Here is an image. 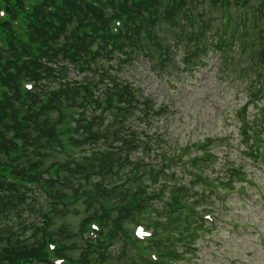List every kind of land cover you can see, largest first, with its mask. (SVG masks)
Wrapping results in <instances>:
<instances>
[{
  "label": "trees",
  "instance_id": "obj_1",
  "mask_svg": "<svg viewBox=\"0 0 264 264\" xmlns=\"http://www.w3.org/2000/svg\"><path fill=\"white\" fill-rule=\"evenodd\" d=\"M210 57L216 81L241 61L253 77L245 89L264 99V0H0V264L198 256L203 233L239 202L227 196L243 186L246 163L231 150L263 173L264 106L242 123L237 145L226 134L182 146L172 134L173 98L158 99L172 79L158 68L193 75ZM78 205L75 228L66 217ZM146 210L155 220L139 240L133 228Z\"/></svg>",
  "mask_w": 264,
  "mask_h": 264
},
{
  "label": "rangeland",
  "instance_id": "obj_2",
  "mask_svg": "<svg viewBox=\"0 0 264 264\" xmlns=\"http://www.w3.org/2000/svg\"><path fill=\"white\" fill-rule=\"evenodd\" d=\"M206 60V67L203 70H197L193 75H187L188 71H182L173 65L158 68V72L163 74L164 79L168 77L172 79V86L167 85L169 92L158 95V99L173 98L170 110L174 112L169 113L170 118L173 119L170 129L174 137L179 138L182 146H185L187 142H195L197 139L196 142L206 137H221L226 134L232 139L231 143L237 145L240 130L243 129L242 123L252 117L253 113H260L264 106V99H255L254 94L257 88L249 90L250 92L245 89L247 77H251L252 72L242 71L241 61L228 64L224 70L222 69L227 76L224 74L216 81L213 76L215 71L212 68L214 58L210 57ZM178 61L176 56V62ZM181 67L182 65L179 66ZM141 70L146 71L145 67ZM150 82L155 89L161 87V83L152 75ZM161 82L163 84V81ZM257 105L258 108H256ZM240 108L242 113L238 115L236 112H239ZM213 145V151L221 156L220 143L214 141ZM262 150L264 151L261 148ZM194 153L195 151L192 154L188 152L183 158H188ZM261 157L263 158L264 154ZM229 158L237 164L246 163L247 174L242 183L247 190H241L242 196H245L247 192H257L256 187L253 186L255 183L253 179L262 185V192H264L263 173L259 170V165L246 161L237 149L231 150ZM251 173H254L256 178H253ZM236 193V191L232 192L228 198ZM237 200L239 202L227 204L226 212L223 211L225 219L219 223L220 228L213 229L212 233L204 234L198 240V257L192 259V264H264V199H260L258 204L245 202L240 198ZM78 208L80 212L69 213L66 217L75 228H78L83 216L81 212L83 206L78 205ZM229 215L233 217L228 218ZM119 243L120 239L116 240L111 249L114 250ZM232 259L235 260L234 263Z\"/></svg>",
  "mask_w": 264,
  "mask_h": 264
}]
</instances>
